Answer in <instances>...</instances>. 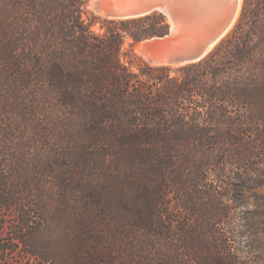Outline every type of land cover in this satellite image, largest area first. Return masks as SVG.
Returning <instances> with one entry per match:
<instances>
[{
	"label": "trees",
	"instance_id": "trees-1",
	"mask_svg": "<svg viewBox=\"0 0 264 264\" xmlns=\"http://www.w3.org/2000/svg\"><path fill=\"white\" fill-rule=\"evenodd\" d=\"M87 1L0 0V210L20 215L13 239L44 264L263 263L264 0H242L214 48L178 66L134 54L167 31L163 14L101 18ZM28 119L23 162L13 141ZM56 167L76 224L38 241L30 217L47 225Z\"/></svg>",
	"mask_w": 264,
	"mask_h": 264
},
{
	"label": "water",
	"instance_id": "water-1",
	"mask_svg": "<svg viewBox=\"0 0 264 264\" xmlns=\"http://www.w3.org/2000/svg\"><path fill=\"white\" fill-rule=\"evenodd\" d=\"M241 3L242 0H88L93 13L107 19L163 14L169 22L167 31L136 45H141V55L147 63L169 66L205 57L232 28Z\"/></svg>",
	"mask_w": 264,
	"mask_h": 264
},
{
	"label": "rangeland",
	"instance_id": "rangeland-1",
	"mask_svg": "<svg viewBox=\"0 0 264 264\" xmlns=\"http://www.w3.org/2000/svg\"><path fill=\"white\" fill-rule=\"evenodd\" d=\"M87 8L89 11H92L91 7L88 5V1H87ZM100 25H101V22L96 21L94 25L92 26V29L95 30L96 32H102L103 29L100 28ZM129 41L130 39L126 40V43L124 44V48L128 47ZM134 54L135 56L145 61L142 55L137 51V45L134 46ZM129 58H130L129 56L122 57L123 61H126V62L129 60ZM133 60L134 62H133L132 67L133 69L136 70L137 58H134ZM173 74L174 72L171 73V75ZM32 121L33 120L29 121L28 119L27 124L23 126L25 127V130L27 132L25 131L24 133L14 134V136H16L13 141L14 147L18 149L16 153L17 155L20 156L23 162L25 161L24 154H26V151H32L34 149V145H32V143L28 141V137L30 136V130L31 129L33 130ZM48 121L49 120L46 118L45 122L43 123V127L45 128L46 131L48 128H50L49 126L50 123H47ZM60 135L61 133L57 131H51L49 133V136L52 137L53 145L55 143H58L59 145L61 144L62 147H64L63 150H65L66 148V153L72 152L74 150L73 146L75 145H72V148H67L69 147V145L65 146V143L61 141L62 139L59 140L58 136ZM28 147H30L31 149L27 150ZM52 147L53 146L47 147L44 150V155L48 154L51 157L53 154ZM33 158L34 160H37L36 159L37 155L33 154ZM26 160H27V155H26ZM61 160L62 159L58 160L57 162L60 164ZM84 160L89 162L86 159ZM22 166H24V164ZM63 169L64 168L56 167L54 172L44 174L45 175L44 177L48 181L46 182V185L44 186L45 187L44 198H45V202L47 203L46 209L48 212L46 216L47 225L45 226V223L42 224L41 226L39 225L40 224V217H39L40 213L39 212H35L30 217V220H32V225H34L35 227H40V230L37 231V234H36L38 241H47L50 237L60 235V234L61 235L66 234V235L71 236L72 234L70 235V233H72L75 228L76 223H75V220L72 219L75 214H73L69 208H67V212L63 210L60 211L61 209L65 207V205L63 204L64 199L62 197H59V193H58L59 191L56 189L55 185H53V181L56 180V177H59V178H61L62 176L63 178L66 177ZM85 173L87 174V170L85 171ZM89 173L90 171L88 172L87 175H89ZM30 174H26V176L30 177L31 176ZM87 175L84 176V178L88 177ZM52 192H54V195L52 194ZM53 197H55V199ZM18 198H19L18 200L19 202H21L23 205L25 204L24 209H25V206L28 207L30 193H27L26 191V193H24L23 195H18ZM68 210L71 211V213ZM19 217L20 215L17 212V210H14V209L13 210H10V209L0 210V264H44L43 262H41L39 258H33L27 253L28 246L26 245L24 246L23 243H18L15 239H13L14 228L17 227L18 225L17 220L19 219ZM47 226H50L51 231L46 228ZM227 242L230 245V249H234L235 247L234 241L231 240ZM3 248H12L13 250H2ZM79 253L80 255L78 254V257L84 260L83 258L84 254L80 251ZM242 253L244 254L245 252H242ZM45 264H48V263H45ZM260 264H264V262Z\"/></svg>",
	"mask_w": 264,
	"mask_h": 264
},
{
	"label": "bare ground",
	"instance_id": "bare-ground-1",
	"mask_svg": "<svg viewBox=\"0 0 264 264\" xmlns=\"http://www.w3.org/2000/svg\"><path fill=\"white\" fill-rule=\"evenodd\" d=\"M238 13H239V9H238V11H237V13H236V16H235V19H234L233 22H235V20H236V18H237V16H238ZM232 24H233V23H232ZM231 26H232V25H231ZM140 46H141V45L137 46V51L141 54ZM173 66H175V65H173Z\"/></svg>",
	"mask_w": 264,
	"mask_h": 264
}]
</instances>
